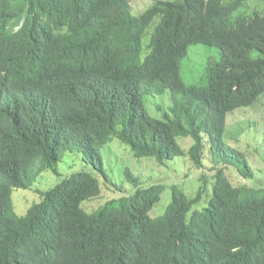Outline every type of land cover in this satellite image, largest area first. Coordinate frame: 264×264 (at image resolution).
I'll list each match as a JSON object with an SVG mask.
<instances>
[{"label":"trees","instance_id":"1","mask_svg":"<svg viewBox=\"0 0 264 264\" xmlns=\"http://www.w3.org/2000/svg\"><path fill=\"white\" fill-rule=\"evenodd\" d=\"M131 1L0 0V40L20 42L0 55V264H264V186L226 136L230 114L257 101L264 114V7L155 0L135 15ZM195 45L204 72L189 84ZM165 92L152 116L144 98ZM114 139L164 171L182 158L199 185L163 200L128 168L133 191L114 185L101 153ZM74 152L86 170L14 202Z\"/></svg>","mask_w":264,"mask_h":264},{"label":"rangeland","instance_id":"2","mask_svg":"<svg viewBox=\"0 0 264 264\" xmlns=\"http://www.w3.org/2000/svg\"><path fill=\"white\" fill-rule=\"evenodd\" d=\"M155 0H132L131 5L133 9V13L135 15H140L143 7L151 4ZM255 9L261 10L264 7V0H253L251 2V6ZM251 7V8H252ZM249 11V10H248ZM204 51L206 52V48L204 46L195 45L189 48L187 57L181 62L180 72L186 83L192 84L196 83L202 75L203 68L200 63L204 60ZM146 52L144 49L143 54ZM186 69H192L197 72L196 76L191 75L186 72ZM170 93L165 92L162 95L155 96H146L144 98V103L148 112L152 116H160L162 110L157 111L159 106H163L166 108L169 104ZM239 121V122H238ZM242 128L240 132L237 130V124ZM210 127V122L208 125V129ZM227 141L232 146L239 148L242 151L246 152V155L250 161V163L254 167L255 171V179L248 181L249 184H259L264 186V114L263 109L260 104V101H257L251 107L236 112L234 116L231 114L228 116L227 121V130H226ZM177 142L185 147V144H190L191 141L189 138H178ZM257 150V151H256ZM103 155V159L105 162V167L107 170L112 173V182L114 185L124 188L126 190L133 191V188L126 182L122 170L124 168L130 169L135 175H138L141 179V182L146 185L150 183H160L165 188V198H167L170 194V188L174 185L185 187L186 189L191 188L193 185L198 186L199 183H196L194 180L198 176V172L201 171H189L190 163L184 162L182 158H176L175 160L169 162L171 166V170L160 167L156 162L151 161L150 158L143 159H133L130 152L126 149L125 146L121 145L116 139L113 140L112 143L103 147L101 150ZM209 151L205 152V157H207ZM208 162H210L207 158H205V169L204 172L209 173L206 169L208 168ZM57 168L61 174L60 177H56L51 173L43 174L39 179L35 181L33 186L29 190H16L14 192L13 200L17 203V199L19 197L25 198L24 201H28L29 205L31 203L37 202L36 200V191H44L48 188L56 186L61 182L66 176L72 175L76 172L85 169L83 162L81 161V154L79 152L74 153H66L63 161L57 164ZM86 170V169H85ZM198 171V172H197ZM231 181L233 184H237L239 181L231 176ZM102 187L105 185L101 182ZM113 196H118L120 194H112ZM103 200L96 199L92 203L88 204L90 209H96L97 204L99 206ZM21 204V201L18 202ZM17 203V204H18ZM164 205V202L161 204V207ZM98 206V207H99ZM166 204L161 207H156L151 212L152 217H158L161 215L164 210ZM26 209L20 210L18 214L23 215Z\"/></svg>","mask_w":264,"mask_h":264},{"label":"clouds","instance_id":"3","mask_svg":"<svg viewBox=\"0 0 264 264\" xmlns=\"http://www.w3.org/2000/svg\"><path fill=\"white\" fill-rule=\"evenodd\" d=\"M24 24V18L21 20V22L15 26L13 28V32H16L18 31L19 29H21V27L23 26ZM0 44L3 48V51L0 53L1 56L5 55L7 50L10 48V47H16L20 44V42L18 41H13V40H0Z\"/></svg>","mask_w":264,"mask_h":264}]
</instances>
